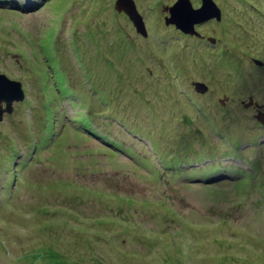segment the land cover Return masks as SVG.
Returning a JSON list of instances; mask_svg holds the SVG:
<instances>
[{"label": "rangeland", "instance_id": "1", "mask_svg": "<svg viewBox=\"0 0 264 264\" xmlns=\"http://www.w3.org/2000/svg\"><path fill=\"white\" fill-rule=\"evenodd\" d=\"M174 1L135 0L147 38L115 0L0 3V72L25 90L0 119V264H264V0H215L214 47L164 23ZM103 120L128 151L92 138ZM216 162L246 170L202 176Z\"/></svg>", "mask_w": 264, "mask_h": 264}, {"label": "water", "instance_id": "2", "mask_svg": "<svg viewBox=\"0 0 264 264\" xmlns=\"http://www.w3.org/2000/svg\"><path fill=\"white\" fill-rule=\"evenodd\" d=\"M114 7L117 11L124 12L132 21L137 32L143 36H147V30L141 14H139L134 0H115ZM168 15L165 17V23H173L178 29L185 33L193 34L195 32L194 24L209 17H221V9L213 0H201V6L193 7L190 0H176L168 7ZM263 63L260 60V64ZM195 89L205 91L206 85L201 82L195 83ZM24 90L19 80L8 78L4 73H0V119L4 112H10L13 108L14 101H22L24 99ZM224 102V99H221ZM245 107L255 105L259 107L257 102L252 98L244 104ZM260 124L264 125V112L258 110L255 115Z\"/></svg>", "mask_w": 264, "mask_h": 264}, {"label": "trees", "instance_id": "3", "mask_svg": "<svg viewBox=\"0 0 264 264\" xmlns=\"http://www.w3.org/2000/svg\"><path fill=\"white\" fill-rule=\"evenodd\" d=\"M244 1V3H246V4H249L255 11H257V10H259L255 5H253L252 3H250L249 2V0H243ZM109 18V17H108ZM103 23H106V22H103ZM93 26L94 27H97L96 28V32H98L99 34L101 33L100 32V28L102 29V23H96L95 22V17H94V21H93ZM99 28V29H98ZM105 30H106V28H105ZM121 32H123V30H119V32L118 31H116L115 33L116 34H118V33H121ZM102 35V34H101ZM111 38V37H110ZM111 39H113V38H111ZM128 40V38H126V41ZM115 46H117V47H120V46H122V42L120 41V42H115V44H114ZM62 82L61 83H59V82H56V85H57V89H60L61 90V92H62V88H61V86H62ZM63 88H64V93H62V95L63 96H65V97H71V96H73V95H71L70 94V90H69V88H67L65 85H63ZM74 92L75 93H77V91L76 90H74ZM78 94V93H77ZM71 95V96H70ZM79 95V94H78ZM80 96V95H79ZM53 131H56V128L55 129H53ZM90 131H91V133L94 131H96V130H93V129H90ZM111 132V131H110ZM56 133H54V135H55ZM92 134H94V136H92V138H101L104 142H105V144H107V145H109V146H111L112 147V151H116L115 153H117V152H123L122 150H124V152H126V151H128L129 150V147H126V148H124V147H121V146H119V144H117V143H114L113 141H120L119 139H117L114 135H113V133L111 132V140H109L107 137H108V134H106V133H104V134H101V135H99V134H95V133H92ZM97 135H99V136H101V137H96ZM229 142L233 145V148H236V147H239V143L241 142L239 139H234V138H229ZM250 142H253V141H250ZM231 147L230 146H228V149H230ZM239 154V153H238ZM128 155H130V156H132L133 154H128ZM222 155V154H221ZM231 156H232V154H230ZM236 154H234V156H235ZM206 156H208V154H206ZM222 156H224V155H222ZM241 157V156H240ZM216 161H218V159L216 160ZM215 165H207V166H205V167H203L202 168V170H204V173L202 174V176H204V177H207V178H209V179H212L213 177V180H219L220 179V177L219 176H217L218 175V173L220 172V170H221V166H220V164H222V165H224L225 167V169L224 170H226L229 174H230V176L232 177V176H234V175H241V174H244V170L241 168V167H239L237 164H223V163H219V162H216V163H214ZM214 166V167H213ZM249 167V166H248ZM250 168V167H249ZM185 170V168L184 167H182V166H179V165H176V169H175V175H182V173L184 172V170ZM191 170V169H190ZM205 170H207L206 171V173H205ZM211 171H212V173H211ZM189 178H197L196 177V175H195V173H193V172H189ZM40 257H37V255H35V259H34V263H32V264H38L39 262H38V259H39Z\"/></svg>", "mask_w": 264, "mask_h": 264}, {"label": "flooded vegetation", "instance_id": "4", "mask_svg": "<svg viewBox=\"0 0 264 264\" xmlns=\"http://www.w3.org/2000/svg\"><path fill=\"white\" fill-rule=\"evenodd\" d=\"M172 4V3H171ZM170 4V5H171ZM200 4H201V0H199L198 2H196L195 3V7H198V6H200ZM168 7L169 6H167L166 8H164V9H166V10H168ZM168 14V13H167ZM167 14L166 15H164V17H163V19L165 20V17L167 16ZM128 18V17H127ZM144 18V17H143ZM129 19V18H128ZM223 21V18L221 17V19H217V17H209L207 20H202V21H200V22H198V23H195L194 24V30H195V32L193 33V34H190V33H185V32H183L182 30H180V29H178L173 23H168V24H166V25H171L174 29H176V30H178L179 32H181V35H177V37L178 38H183V37H188V36H190V37H195V38H197L198 39V41H200V42H204L205 43V45L206 46H204V47H214V45L215 44H213V46L212 45H208V41L207 40H209V39H211V40H209L210 42H212L213 41V43H214V39L217 41V40H220V39H218L217 37H213V36H211V35H207V34H203V33H201V31H200V28L203 26V27H205V26H207V25H211V26H209V27H212L215 23H220V22H222ZM132 23V22H131ZM133 25V24H132ZM135 29V28H134ZM135 31H136V29H135ZM137 32V31H136ZM122 33V36H124L125 37V35H124V33L123 32H121ZM111 34H115V32L114 33H111ZM110 34V35H111ZM115 37V36H114ZM145 38H147V36L145 37ZM200 39V40H199ZM112 41H114V38L113 39H111ZM126 40V39H125ZM122 42V46H123V41H121ZM133 42H135V40H133ZM114 44H115V42H114ZM173 60V59H172ZM171 60V61H172ZM174 61V60H173ZM174 66H175V64H174ZM176 67V66H175ZM186 67H188L187 65H185V67L184 68H186ZM194 68H196V67H194ZM196 69H198V68H196ZM178 70H180V72H181V74H182V76H183V78H184V80L187 82H190V84H191V86L194 88V90H196L195 89V83L196 82H202V80H198V79H192L191 77V74L188 76V72L187 71H184L183 69H178ZM190 72H191V70H190ZM207 85V84H206ZM208 86V85H207ZM208 91H209V88H208V90L206 91V93H208ZM226 98V97H225Z\"/></svg>", "mask_w": 264, "mask_h": 264}, {"label": "clouds", "instance_id": "5", "mask_svg": "<svg viewBox=\"0 0 264 264\" xmlns=\"http://www.w3.org/2000/svg\"><path fill=\"white\" fill-rule=\"evenodd\" d=\"M176 1V0H175ZM174 1V2H175ZM191 1V0H190ZM215 3H216V1L215 0H213ZM134 2H135V0H134ZM173 2V3H174ZM0 3H8L7 2V0H0ZM27 3H29V2H27ZM31 4H32V2H30ZM172 3V4H173ZM136 4V3H135ZM171 4V5H172ZM217 4V3H216ZM171 5H166V7L167 6H171ZM193 5V4H192ZM218 5V4H217ZM200 6H201V4H200ZM199 6V7H200ZM219 6V5H218ZM25 7H27V6H25ZM193 7H195V6H193ZM220 7V6H219ZM115 8V7H114ZM136 8H137V6H136ZM195 8H197V7H195ZM220 9H221V7H220ZM137 10H138V8H137ZM168 11V10H167ZM122 12V11H121ZM120 12V13H121ZM138 12H139V10H138ZM124 13V12H123ZM168 13V12H167ZM125 14V13H124ZM139 14H141L140 12H139ZM142 15V14H141ZM221 15H222V11H221ZM167 16H169L168 14H167ZM128 17V16H127ZM142 17H143V15H142ZM222 17V16H221ZM221 17H220V19H221ZM129 18V17H128ZM130 20V19H129ZM143 20H144V18H143ZM131 21V20H130ZM132 22V21H131ZM144 23H145V21H144ZM164 23H165V20H164ZM133 24V23H132ZM134 26V25H133ZM145 27H146V25H145ZM135 28V27H134ZM142 35V34H141ZM143 36V35H142ZM144 37H146V36H144ZM263 62V61H262ZM262 64H264V63H262ZM1 73V72H0ZM7 76V75H6ZM8 77V76H7ZM9 78V77H8ZM10 79H12V78H10ZM14 80H16V79H14ZM22 83V82H21ZM201 83H203V82H201ZM203 84H205V83H203ZM206 85V84H205ZM22 88H23V85H22ZM24 90V89H23ZM71 91H73L74 92V89H71ZM24 92H25V90H24ZM71 96V95H70ZM75 96V95H74ZM89 96V95H88ZM82 99H84V98H82ZM248 101H249V99H248ZM248 101H246L245 103H247ZM254 101V100H253ZM15 102V101H14ZM13 102V103H14ZM254 102H257V101H254ZM258 103V102H257ZM91 104H93V102H91ZM258 105L260 106L261 104H259L258 103ZM14 108V107H13ZM93 108V107H92ZM92 108H89V110H91ZM87 113H89V112H86L85 114L87 115ZM95 113L97 114V111H95ZM211 115H212V113H211ZM89 116H91L90 114H89ZM82 118V117H81ZM93 118H96V117H93ZM211 118V116L209 117V119ZM260 123V122H259ZM105 124V125H104ZM108 125H109V122H107L106 120H103V123L102 124H90L89 123V125H88V129L90 130V129H93V130H96L95 132L93 131L92 133H95V134H99V135H101V134H104V133H106V131H109L108 129H107V127H108ZM81 126H83V127H85V125H83V124H81ZM262 126H264V125H262ZM82 129V128H81ZM88 129H86V130H88ZM112 132V131H111ZM91 133V131H90V134L92 135V136H94V134H92ZM113 133V135L116 137V134L114 133V132H112ZM99 135H97L96 137H101V136H99ZM128 156V155H127ZM244 159V158H243ZM245 160V159H244ZM245 162H247L246 160H245ZM243 170H246V169H243Z\"/></svg>", "mask_w": 264, "mask_h": 264}, {"label": "bare ground", "instance_id": "6", "mask_svg": "<svg viewBox=\"0 0 264 264\" xmlns=\"http://www.w3.org/2000/svg\"><path fill=\"white\" fill-rule=\"evenodd\" d=\"M29 3H27V5H28ZM30 5V4H29ZM139 76V75H138Z\"/></svg>", "mask_w": 264, "mask_h": 264}]
</instances>
